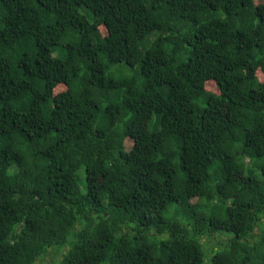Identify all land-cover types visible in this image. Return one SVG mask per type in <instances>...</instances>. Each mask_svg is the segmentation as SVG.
<instances>
[{"label": "trees", "instance_id": "1", "mask_svg": "<svg viewBox=\"0 0 264 264\" xmlns=\"http://www.w3.org/2000/svg\"><path fill=\"white\" fill-rule=\"evenodd\" d=\"M261 7L0 0V264H264Z\"/></svg>", "mask_w": 264, "mask_h": 264}, {"label": "rangeland", "instance_id": "2", "mask_svg": "<svg viewBox=\"0 0 264 264\" xmlns=\"http://www.w3.org/2000/svg\"><path fill=\"white\" fill-rule=\"evenodd\" d=\"M257 4L259 5V7L260 8H262L261 7V5L263 4L264 5V0H257ZM261 78H264V75H262V73H261ZM209 248H210V246H209ZM211 254V253H210ZM52 257L51 256H49L47 259H46V261H49V262H52ZM37 264H42V263H37Z\"/></svg>", "mask_w": 264, "mask_h": 264}]
</instances>
